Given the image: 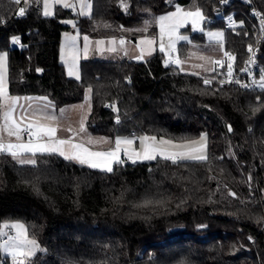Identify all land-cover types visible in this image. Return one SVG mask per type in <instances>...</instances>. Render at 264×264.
<instances>
[{"label":"trees","instance_id":"16d2710c","mask_svg":"<svg viewBox=\"0 0 264 264\" xmlns=\"http://www.w3.org/2000/svg\"><path fill=\"white\" fill-rule=\"evenodd\" d=\"M90 1V15L56 5L46 16L34 0H23L24 15L15 0H0L10 95L47 97L60 107L81 101L91 87V133L174 140L206 133L208 159H123L107 172L53 152L36 153L31 165L0 153V221L23 222L37 240L43 251L31 264H264V89L205 84L209 72L166 66L165 52L158 50L144 60L125 54L82 59L80 79L68 76L59 60L61 34L72 28L66 19L93 39L135 40L157 31L133 30L141 10L168 9L167 0H124L127 9L121 0ZM176 3L199 7L205 26L223 30L224 49L234 53L235 64L246 61L249 45L257 43L250 10L264 16V0ZM230 12L243 22L236 31L219 19ZM13 37L18 46L11 45ZM190 37L204 41L202 32ZM258 43L264 70V38ZM188 50V42H179L176 55ZM0 262H9L1 252Z\"/></svg>","mask_w":264,"mask_h":264},{"label":"snow or ice","instance_id":"6c2138e0","mask_svg":"<svg viewBox=\"0 0 264 264\" xmlns=\"http://www.w3.org/2000/svg\"><path fill=\"white\" fill-rule=\"evenodd\" d=\"M55 3L60 4L63 3V6L73 7L74 5L67 2V0H54ZM226 2V0H225ZM15 3L20 4L21 0H15ZM81 4V15H88L91 11V3L90 0H80ZM122 6L127 9L128 4L121 0ZM85 8L88 11H85ZM44 15L52 14L49 11V0H44ZM26 12L25 8L19 9V14L24 15ZM205 19L202 10L197 7L195 11H184L179 6L176 7L174 12L167 13L166 15H162L158 18L160 23V36L161 43L159 50L161 52H165L168 56V59L165 60V65L169 63L182 64L178 57L173 59V54L176 52L175 43L177 40H187L188 38L185 36L177 35V31L179 27H181L184 23H187L189 20L191 21L194 29L195 27ZM231 19V18H229ZM68 23H72V21H68ZM243 23L242 21L240 22ZM231 26V25H230ZM122 27V26H121ZM142 29L140 31L146 30ZM262 31H264V26H262ZM68 35V34H65ZM210 36H214L216 38H222V32L209 33ZM167 36L168 45L166 46L163 43V38ZM75 37H71V51L68 53V58L66 59L64 55L61 56V59L68 64V75L75 76L76 79H80L79 71H78V54L75 49ZM84 40L87 41L88 37L85 36ZM19 41V37H13L12 42L17 43ZM111 42L113 44L116 43V38L113 37ZM98 44L104 43V41H97ZM120 45L125 44V39L123 37L119 40ZM154 44L153 38L144 37L142 38L136 47L140 48V55H137L135 59H143L144 47L147 46L149 49H152ZM112 52H116L117 49L115 47L109 49ZM251 45H249V51H251ZM85 53L87 52V44H85L84 48ZM151 54V53H149ZM6 53L0 54V69L3 68L4 61L6 58ZM125 55H127V51H125ZM224 55L228 57L229 63L227 64V79L220 80L219 83L221 85L225 83H236L240 84L242 88H248L251 85L248 83H241L238 79H233V61L235 58L231 53L225 51ZM214 64L220 65L223 67V61H214ZM202 67V66H201ZM183 70V69H181ZM39 71V69H38ZM241 71L247 72L248 69H241ZM249 75H252L249 72ZM205 84H210L211 80H205ZM252 84H255L261 89H264V72H262L258 81L253 80ZM92 93V88L89 87L87 89L86 95H90ZM20 97L10 95L7 87V82L5 76L2 71H0V111H2V119L3 123L0 124V153H7L12 156L13 159H17L20 164H35V159H23L21 158L24 153H31L35 155L38 152H58L61 156H64L66 159H75L81 164H88L92 168H101L107 172L113 171V163L119 164L122 161L120 160L119 153L122 148L125 154L129 155V158H132L134 155L138 159H147L152 160L157 157V155L163 156L164 159L171 160L173 163H176L180 160H196V161H206L208 159L207 156V134L201 133L200 137L196 140H187L183 143H177L170 139H164L161 137L159 140L155 136H142L139 137L141 141V147L143 149L142 152H136L135 150L129 151L131 145L133 144L132 139L116 137L115 139V147L111 148L107 151H92L91 149L85 147L83 144L72 143L71 139L68 140H57L56 133L57 128L50 125L41 123L39 118H31L30 123H25V117L22 115L20 120L18 121L14 113L20 101ZM25 100H31L30 97H25ZM41 100L47 101V97H41ZM259 99V98H258ZM48 105L44 107L47 108ZM23 107V106H20ZM31 107V106H29ZM114 107V106H113ZM42 111V109H33L32 117L37 116V112ZM63 112V110H61ZM118 111V109H117ZM44 119L55 120V116H44ZM117 121H119V117H117ZM23 125V127H22ZM229 131H231V126L229 125ZM84 121L81 118L80 121V131H84ZM24 131H27L30 137H35V141L29 139L28 142H19L13 143L11 141L5 142L3 138V134L7 133V136L12 137L15 136L17 140H20V137ZM68 131H72L71 128ZM46 138V139H45ZM44 141L41 143V141ZM70 145L71 153L68 154L65 152L62 146ZM251 180V177H249ZM235 196V193H230ZM145 204L152 203L151 200H146ZM4 228H12L15 230V235H8L4 232ZM7 235V239L4 240L3 243H0V252L7 254L11 258L12 264H31L32 258L36 255L38 251H43V249L39 248V245L35 239H30L28 236L27 229L23 223L15 222L12 224H4L0 225V236ZM2 264V262H0Z\"/></svg>","mask_w":264,"mask_h":264},{"label":"rangeland","instance_id":"374dc122","mask_svg":"<svg viewBox=\"0 0 264 264\" xmlns=\"http://www.w3.org/2000/svg\"><path fill=\"white\" fill-rule=\"evenodd\" d=\"M39 2L44 5V0H39ZM67 2L74 5L73 7H70V8H72L73 11L78 12L80 14V12H81L80 0H67ZM167 2H168V9L166 11L154 12V11H151L148 9H143L140 11L141 20L136 26L133 27V30L138 32L142 29H145V26L147 25L146 30H144V31H149L152 27H155L157 31L155 32V34H144V35L138 36L139 41L144 37L154 39V44L152 46V49H149L146 45L142 46V47H144L143 59H139V60L146 59L152 53H154L156 50L160 51L159 47H160V43H161V36H160V23L158 21V18L162 15H166L167 13L174 12L176 10V7L179 6L176 3V0H167ZM49 3L51 6L52 5L51 0H49ZM90 3H91V1H90ZM61 5L63 6V3H61ZM51 8L53 9L50 11L52 13L54 11L53 5L51 6ZM180 8H182V7H180ZM182 9L184 11H195L196 10V9H184V8H182ZM41 11L42 12L45 11L44 6H43V10H41ZM85 11H88V9L85 8ZM90 14H91V11H90ZM90 14H88V15H90ZM205 19L207 20L208 18L205 17ZM204 20L202 22H200L195 27V29H194L191 21L189 20L187 23H184L181 27H179V29L177 31V35L185 36L188 39L187 40H177L175 43V48L177 47V44L179 42L186 41L189 43V50L185 56L178 57L176 55V52L173 54V56L178 57L181 61H183L182 64H175L174 63V65L177 66L178 69L182 72H187V73H192V74H200L202 72H210V71H212V69L214 67V61L222 59V57L224 55V45H223L224 44L223 43L224 32H223V30L220 28H211V27L205 26ZM68 21H72V23H68ZM65 22L67 24H69L72 28L70 30L62 32V34H61V41H60V45H59V60L65 65V70H66V73L68 75V64L65 63V61L61 59V56L64 55L66 59L68 58V53L71 51V47H70V45L72 43L71 37H75L76 39H75L74 43H75L76 52H77L78 57H79V59H78V71H79V75H80V60L83 58L82 57L83 54H82V50H81V41L79 39L80 35L78 34V31L75 29L76 27L74 26V20L73 19H71V18L66 19ZM187 27L189 28V30H186ZM193 32H202V34L204 36V41L192 40L190 37V34ZM210 32L211 33L222 32L223 36H222V38L218 39L214 36H210L209 35ZM65 34H68V35H65ZM163 43L166 46L168 45L169 41H168L167 36H165L163 38ZM94 44L96 45L95 42H94ZM11 45L12 46H18L19 44H18V42L13 43L12 38H11ZM91 46H92V44H91ZM94 50H95V48H94ZM127 51L129 53L128 56L130 58H133V59H135V57L137 55H140V48H138L136 46L134 48H128ZM3 53L7 54L6 51L1 50L0 54H3ZM102 53L103 54L100 56H94L93 54L90 53V54H88V56H85V57L100 58V59H114L116 57H119V56H107V54H105L104 52H102ZM149 53H151V54H149ZM181 69H183V70H181ZM0 71L3 72L5 79H6V82H7V55H6V58L4 61L3 68L0 69ZM70 77L76 78L75 76H70ZM87 89L88 88H86L84 91L83 99L79 102L68 104V105H63L60 107H55L52 103H39L38 102L36 107L32 106V108L33 109H42V111L37 112V115L39 116L41 123L50 124V125L56 127L57 128V134L56 135H59V136L65 138L67 140L71 139L73 141L72 143L83 144L85 147H95L96 148L95 151H107V150L115 147V139H116V137L119 136V137L128 138V139L133 140V144L131 145V148L129 150L130 152L132 150H135L136 152H142L143 149L141 147V141H140L139 137H142V136L151 137L153 135H146V134H140L137 136L117 135V136L112 137V136H109L106 134H93L86 128V118H87L88 112L90 110V95H86ZM45 105H48L47 108L44 107ZM61 110H63V112ZM24 113H30V109L26 110V108H23L20 110V106L18 105L16 108V111L14 113V116L19 121L20 117ZM45 115L55 116L56 119L55 120L44 119ZM81 118H83V121H84V129H85L84 131H80ZM0 122H1V124L3 123L2 113L0 114ZM26 122H28V119L25 120V123ZM22 127H23V125H22ZM69 128H71L72 131H68ZM22 136H23V133L20 137L21 142H28L29 139H32L33 141H35V137H26L25 138L26 140H24L22 138ZM155 137H157V139L159 140L162 136H155ZM199 137H200V135L195 137V138L184 139V140H174V139H170L167 137H163V138L173 140L174 142H177V143H183L187 140H196ZM56 139L58 140V138H56ZM43 142L44 141L42 140L41 143H43ZM62 147L64 148L66 153H68V154L71 153L70 145H66V146H62ZM53 153L59 154L58 152H53ZM34 156L35 155L28 153V154H23L21 158H23V159H35ZM119 156H120V160L124 159V160L130 161V162L131 161L135 162V161L147 160V159H138L134 155L132 156V158H129V155L125 154L123 148H122L121 152L119 153ZM157 156H160V155H157ZM14 160L19 163V161L17 159H14ZM71 160L79 163L75 159H71ZM28 165H31V164H28ZM83 165L89 166L88 164H83ZM98 169H101V168H98ZM101 170H103V169H101ZM15 222L23 223V222L18 221V220H3V221H0V225L12 224ZM8 229L12 232V235L14 236L15 230L12 228H4V232L8 234ZM1 237L2 236H0V238ZM29 238L34 239L30 236H29ZM3 242L4 241L0 240V243H3ZM1 253L3 255L7 256V254H5L3 252H1ZM7 257L9 259L8 264H12L11 258L9 256H7Z\"/></svg>","mask_w":264,"mask_h":264},{"label":"built area","instance_id":"2783aa9c","mask_svg":"<svg viewBox=\"0 0 264 264\" xmlns=\"http://www.w3.org/2000/svg\"><path fill=\"white\" fill-rule=\"evenodd\" d=\"M22 7H23V0H21L20 4L16 5V12L19 13V9ZM250 15L254 19V26H255V34L257 37V43L254 44L253 46H251V48H252L251 51H249V49L247 50L246 61L241 66H237L235 64V59L233 61H231V63L233 64V79L234 80L238 79V80H240L241 83L250 84L251 86L248 88L260 89L255 84H252V81L253 80L258 81L262 72H264V70L258 64V59H257L258 57L256 56V54L258 52V48H259L258 42H260L264 38V31H262V26H264V16L255 7L251 8ZM229 18H231V19H229ZM219 19L221 20L222 26L224 29H232L233 31H236L238 26L241 24L240 20H238L234 16V12H230L226 15H222V16H220ZM217 21H218L217 17H212L209 19V23H211V24H215ZM225 51L231 53L232 56L235 58V55L232 51L224 49V52ZM172 58L175 59L176 57L173 56ZM219 61H223L224 66L221 67L220 65L214 64L212 71H210L209 74L204 75L203 80L204 81L206 79L211 80L210 84L216 83L219 86L232 85V86H238V87L242 88L240 86V84H236V83H225L223 85H221L219 83L220 80H226L227 79L226 73H227V64L229 63V60H228V57L223 55L222 59H220ZM241 69H248V71L247 72L241 71ZM249 72L252 75H249ZM24 135L27 137L29 136L27 131H24ZM8 235H12V232L8 231ZM6 239H7V235L2 236L0 238V240H2V241L6 240Z\"/></svg>","mask_w":264,"mask_h":264},{"label":"crops","instance_id":"0c3cea01","mask_svg":"<svg viewBox=\"0 0 264 264\" xmlns=\"http://www.w3.org/2000/svg\"><path fill=\"white\" fill-rule=\"evenodd\" d=\"M26 1H29V0H24V2H26ZM34 1H36L37 3H38V5H39V9H40V12L42 13V14H44V11L42 12L41 10H43V4H41L40 2H39V0H34ZM51 4L53 5V7L55 8V6L56 5H61V3L60 4H57V3H55L54 2V0H51ZM51 5V6H52ZM51 6H50V3H49V11H51V10H53L52 8H51ZM45 10V9H44ZM53 13V12H52ZM75 28V27H74ZM76 29V28H75ZM77 30V29H76ZM78 31V30H77ZM78 34L80 35V41H81V50H82V59H86V58H88V57H85V56H88V54H93L94 56H100V55H102L103 53L102 52H104L105 54H107V56H120L121 54H125V51H127V49L128 48H134L136 45H137V43L139 42V40H138V37L135 39V40H130V39H128V38H125V37H123L124 39H125V44L124 45H120V43H119V40H120V38L121 37H115L116 38V43L115 44H113L112 42H111V40H112V38H90V37H88L86 34H81L80 32H78ZM85 36H87L88 37V40L87 41H85L84 40V37ZM97 41H104V43H102V44H98L97 43ZM94 42L96 43V45L94 44ZM119 43V44H118ZM85 44H87V52L85 53V51H84V48H85ZM91 44H92V46H91ZM113 47H115L116 49H117V51L116 52H112V51H110L109 49H111V48H113ZM94 48H95V50H94ZM136 49V48H135ZM102 51V52H101ZM129 53H128V51H127V55H128ZM153 54V53H152ZM81 59V60H82ZM12 96H18V97H20L21 99H20V101H19V103H18V105L19 106H23V107H20V110L21 109H23V108H26V110H29L30 109V113H24L23 115H24V117H25V120L26 119H28V122H26V123H30L31 122V119H30V117L31 118H39V116L37 115L36 117H32V110H33V108H32V106H34V107H36V105L38 104V102L39 103H51L49 100H47V101H44V100H41L40 98H41V96H29V95H12ZM25 97H30V98H32L31 100H25L24 98ZM29 106H31V107H29ZM2 113V111H0V114ZM40 119V118H39ZM40 122H41V120H40ZM0 124H1V122H0ZM57 134V133H56ZM27 136H25L24 135V132H23V136H22V138L24 139V140H26L25 138H26ZM28 137H30V136H28ZM3 138H4V141L5 142H9V141H11V142H13V143H19V142H21L20 140L18 141L17 140V138L15 137V136H12V137H9V136H7V133H4L3 134ZM56 138H58V140H67V139H65V138H63V137H61V136H59V135H56ZM72 141V140H71ZM73 142V141H72ZM24 143H26V142H24ZM87 148H89V149H91V150H93V151H95L96 150V148L95 147H87ZM24 154H28V153H24ZM131 162H133V161H131ZM8 231H10L9 229H8ZM11 232V231H10Z\"/></svg>","mask_w":264,"mask_h":264},{"label":"water","instance_id":"95a60500","mask_svg":"<svg viewBox=\"0 0 264 264\" xmlns=\"http://www.w3.org/2000/svg\"><path fill=\"white\" fill-rule=\"evenodd\" d=\"M166 59H168V56H167L166 53H165V58H164V60H163L164 65H165V60H166ZM167 65H168V64H167ZM167 65H166V66H167Z\"/></svg>","mask_w":264,"mask_h":264}]
</instances>
